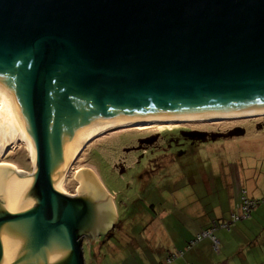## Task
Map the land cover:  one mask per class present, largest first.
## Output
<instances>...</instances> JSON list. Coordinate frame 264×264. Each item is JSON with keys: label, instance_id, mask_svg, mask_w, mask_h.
Wrapping results in <instances>:
<instances>
[{"label": "water", "instance_id": "95a60500", "mask_svg": "<svg viewBox=\"0 0 264 264\" xmlns=\"http://www.w3.org/2000/svg\"><path fill=\"white\" fill-rule=\"evenodd\" d=\"M261 115L264 0H0V154L34 167L0 165V264H85L114 227L92 169L62 185L91 137Z\"/></svg>", "mask_w": 264, "mask_h": 264}, {"label": "rangeland", "instance_id": "374dc122", "mask_svg": "<svg viewBox=\"0 0 264 264\" xmlns=\"http://www.w3.org/2000/svg\"><path fill=\"white\" fill-rule=\"evenodd\" d=\"M190 132L206 136L190 138ZM2 162L34 171L24 145L0 155ZM84 167L115 197L117 213L108 235L83 244L85 264H152L156 257L166 264L175 251L184 252L179 259L186 264H196V258L202 264H224L225 238L234 233L225 237L229 228L222 226L230 224L232 230L264 217V116L104 132L86 144L71 167L63 182L68 195L77 194L76 172ZM243 198L257 208L251 218L233 221ZM213 226L218 249L208 238L198 239ZM263 230L255 231L261 240ZM239 263L234 258L230 264Z\"/></svg>", "mask_w": 264, "mask_h": 264}, {"label": "crops", "instance_id": "0c3cea01", "mask_svg": "<svg viewBox=\"0 0 264 264\" xmlns=\"http://www.w3.org/2000/svg\"><path fill=\"white\" fill-rule=\"evenodd\" d=\"M102 184H103V182H102ZM104 189L107 191V193L111 197H114L111 194V192L106 188V186L104 187ZM114 201H115V197L113 198V204H114L115 211H116V206H115ZM260 213H261V215L264 216L263 212H260ZM222 217H224V216H222ZM116 220H117V218L115 219V222H116ZM208 224L210 226V224H212V223L208 222ZM209 228L210 227H206V230H209ZM241 228H246V230H240ZM260 228L264 229V217H262V218H253L252 217V219L247 221L245 224H242V225L236 226V227L234 226L232 228V230H230V229L227 230L229 233L228 232H227V234L225 233V237H226V235H230L233 232L234 238L231 237L232 234L229 236V240L225 238L224 251H223V254H221L223 257L222 261L224 262V264H230L232 262V260H234V258H236L239 262H242L239 264H254L253 261L255 259L256 260L260 259L258 261V263H256V264H264V239L263 240L259 239L258 235L255 234V231H257V229H260ZM221 229H223V228H221ZM243 231H245V234H243L241 236V233ZM247 232H251V234L249 233L250 235H247ZM97 239H99V238H97ZM97 239H95V240H97ZM233 242L235 243L234 247H233ZM232 247H233V251L236 249V251L234 253H231L230 248H232ZM252 255H254V256H252ZM156 258L157 259H155L154 262L153 261L152 262L150 261V262L152 264H160L161 262H163L161 257H156ZM252 259H254V260H252ZM193 260L196 262V264H202L201 261L198 260V258L193 259ZM176 261H177V264H186L185 261L182 259H178Z\"/></svg>", "mask_w": 264, "mask_h": 264}, {"label": "built area", "instance_id": "2783aa9c", "mask_svg": "<svg viewBox=\"0 0 264 264\" xmlns=\"http://www.w3.org/2000/svg\"><path fill=\"white\" fill-rule=\"evenodd\" d=\"M244 195H246V191H244ZM256 202L250 200L249 198H243V203L239 206V210L237 213H233L232 217H233V221H238V220H243L249 217V213L251 211V208L255 207ZM233 221H231V223H234ZM230 224L227 225H223V228H228ZM216 227V225H214ZM214 226L212 229L209 230H205L203 231V234H200L198 236V239H203V238H208L214 245L215 249H218V244L219 241L216 238V236L214 235ZM173 259H169L167 262L168 264H170L172 262Z\"/></svg>", "mask_w": 264, "mask_h": 264}, {"label": "bare ground", "instance_id": "6f19581e", "mask_svg": "<svg viewBox=\"0 0 264 264\" xmlns=\"http://www.w3.org/2000/svg\"><path fill=\"white\" fill-rule=\"evenodd\" d=\"M261 116H264V115H261ZM153 125H145V126H138V127H141V128H150V127H152ZM102 134V133H101ZM98 135H100V134H98ZM98 135H96V136H98ZM96 136H94V137H91L90 139H88L87 141H85L83 144H81V146L76 150V152L74 153V155H73V157H72V159H71V161L68 163V165H67V169H66V173H65V175H64V177H63V182L66 180V176H67V174L69 173V171H70V169H71V167L73 166V164H74V162L76 161V159L80 156V154H81V151L83 150V148L86 146V144L87 143H89L93 138H95ZM20 145H24V144H19L17 147H15L14 149H17ZM25 146V145H24ZM14 149H7L5 152H3L2 154H0L1 155V157H3L9 150H14ZM0 165H14V164H9V163H4V162H2V163H0ZM79 171L80 170H78L77 172H76V176H77V174L79 173ZM63 182H62V185H63ZM78 182V184H79V187H78V189L80 188V182L79 181H77ZM66 192V191H65ZM66 194H67V192H66ZM77 195V194H76Z\"/></svg>", "mask_w": 264, "mask_h": 264}, {"label": "trees", "instance_id": "16d2710c", "mask_svg": "<svg viewBox=\"0 0 264 264\" xmlns=\"http://www.w3.org/2000/svg\"><path fill=\"white\" fill-rule=\"evenodd\" d=\"M241 205V204H240ZM257 205H255V207H253V208H251V211H250V213H249V217L248 218H246V219H249V218H251V216H252V212L257 208L256 207ZM246 219H243V220H246ZM239 221H242V220H238V222ZM237 222V221H236ZM229 229H230V225H229V227H228ZM227 229V228H226ZM228 229V230H229ZM217 238V237H216ZM184 256V252L182 253V251H180V252H173V253H171L168 257H166V264H168V260L171 258V259H173L172 260V262H174V261H176L177 259H179V258H182ZM172 262L170 263V264H172ZM161 264H164L163 262L161 263Z\"/></svg>", "mask_w": 264, "mask_h": 264}, {"label": "flooded vegetation", "instance_id": "af4514ba", "mask_svg": "<svg viewBox=\"0 0 264 264\" xmlns=\"http://www.w3.org/2000/svg\"><path fill=\"white\" fill-rule=\"evenodd\" d=\"M115 223H116V222H114V224H113L114 226H115ZM112 227H113V226H112ZM113 228H114V227H113ZM113 228H112V229H113ZM112 229H111V230H112ZM109 231H110V230H109ZM109 231H107V232H106L107 234H105V235H108ZM102 235H104V234H101L100 236H102ZM91 239H92V236L86 235V236L84 237V242H83V244H84L86 241H90Z\"/></svg>", "mask_w": 264, "mask_h": 264}]
</instances>
